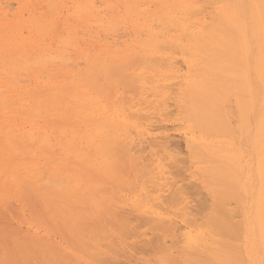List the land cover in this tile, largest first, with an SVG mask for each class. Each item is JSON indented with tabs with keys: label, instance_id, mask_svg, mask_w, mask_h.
<instances>
[{
	"label": "bare ground",
	"instance_id": "bare-ground-1",
	"mask_svg": "<svg viewBox=\"0 0 264 264\" xmlns=\"http://www.w3.org/2000/svg\"><path fill=\"white\" fill-rule=\"evenodd\" d=\"M144 1H146V0H101L102 5H104V6L100 7V4H98L99 6H97L96 0H74L73 7L68 11V15L70 17H75V19L77 21H79L80 23H82L83 25L85 24L89 27H96L97 29L102 30L105 35L108 31H113V33H116V35L118 36L119 33L117 34V32H114V30L115 31L117 30L116 27L118 26L119 23H121V25L118 26V30H119V27H121V26L123 27V29L128 27V25L127 26L122 25L123 24L122 21L125 22V21H129L130 19L136 18L135 21H142L145 23L148 20H151L154 15H156V13L153 15L148 10H146L147 7H146V9H144V6H145V5L143 6V4H145ZM44 2L45 3L47 2L46 4H49L50 7L52 6V9H53L52 13L50 12L52 9L50 10V7H48L50 14H54V11H57L60 9V3L61 2H59L57 0H45ZM157 2L161 3V9L162 10L164 9L163 15H162V18H163L162 20H164V21H162V22L167 23V25L169 26V28H170V31L168 33L169 35L165 36V35L159 34V33L155 32L156 28L154 30L152 28H150L154 25L153 23H155L154 22L155 19L158 22V19L160 18L159 15H156L159 18L155 17L154 19H152L154 21L151 20L153 23L151 21H150L151 24H149L147 22L149 24L148 26L144 23L140 24V22L139 23L136 22L137 24H135L133 27L135 28V26H136V28H139L142 31L143 30L146 31L148 33V35H147L146 41L141 45L144 48V51L146 52L145 55L147 54V56H145V57L142 56V57H144L142 64L139 62V65L135 68H134V66L130 67L129 63L127 61L128 59L123 58V56H119V55H115V54L113 55L112 58L110 57L111 54L106 56V54H108V51H109V49H107V48H106V50H103L101 52L94 53V55H91L90 50L88 51V50L83 49L81 47L80 39H82L83 37L79 39V37L76 36L79 34V35L84 36V38H85V36L89 37L91 34L84 35V32L82 34V32H80L81 30L79 31V29H77L79 31V33L77 32V30H75L73 28L68 29L67 37L66 38H60L57 46H55L53 44H50V45L45 44L44 45V43H42V41L40 42V39H38L36 37H35V39H33V38L30 39L31 36H29L30 42L27 43L26 45H22V42H21V44L14 42L15 39L17 38V35L14 34L12 36H8V39H10V42H9L10 45L13 43L15 45L13 50L16 53L14 52L15 55H14L13 59L5 61L3 68L0 70L1 73L4 72L7 74V75H5L4 73H2L1 75H3V74H4L3 76L9 75L10 77L9 76L8 77L11 79V80L8 79V80H10V82L8 81L9 83H6L7 81L6 82L0 81V89H1L0 92L1 93H3V91H7V89L11 91V93L8 95H3L4 93L3 94L0 93V112L2 110H4L5 113L10 112V115L12 114L11 117H13V119H14L13 120V119H11V117L10 118L8 117L6 119V121L3 122V123H5L4 125L0 124V177L4 178V187L6 189H9V188L10 189L18 188V190H19V188H23L22 190H25V188H26V190L28 189L29 190L28 192H30V193L25 191L24 194L28 193V195L30 194L31 197L27 196V195H26L27 197H25L24 195H22L23 191H22V193H19L21 191L16 190L17 193H16V191L14 192L13 198L15 199V197H17V199H21V200L23 199V200H27V201L29 200L30 201V198L36 197L39 201L35 198L31 199V200H33V203L35 202V200L37 201L33 205L36 206V203L40 202L41 205L38 204V208H39V205H40V207L44 208L43 210H45V212L51 216L50 219L55 218L53 220H56L57 223L59 222L60 223L59 226L64 225L63 226L64 228H65V226H68V224H71V226H72V224L73 225L76 224L75 219H76V217L78 219V216L80 217V220L78 219L77 221L80 222L81 224L79 223L80 224V226H79V224L77 223L74 227H76V228L78 227V229H79V228L83 227L86 223L88 224V221H90L91 219L88 220L83 225L82 224L83 220H81V218L83 219L85 212L90 213L88 211L90 210V207H91L97 213H99L100 217L103 215L104 218H106L105 222H106L107 227L109 225V223L107 222V218L109 220V217H108V215H109L110 216V224L112 222H115L118 220H120L119 222H121L120 225H118L115 222V225H113V228L117 227L116 224L120 227L123 224L121 228L120 227L115 228L116 230L119 229L120 231L122 230L124 232L125 230H123L124 229L123 226H125L126 231H127V229L132 230L133 229L132 227L131 228L128 227L130 225V223L128 224V222H127V219H128L127 216H129V215L131 216L132 210H134V211H136V215L134 214L135 212H133V218H136V219L135 220L133 219V220L136 222L137 219L138 220L141 219L140 220L141 222L140 221L139 222L142 224V227L144 228L146 223H147L146 224L147 226H145L146 229L142 228L143 229V231H142L141 224H139L138 221L135 224L133 223V225H131V226L135 225V227H136L139 225L140 227L138 226L139 227L138 229H141V232L135 234L137 232L136 230H138L137 227L135 228V231L133 230L134 233H133V231L131 232L130 230H128L127 233H129V231H130L132 233V234H130V236L132 238L135 235L139 236L143 232V236L140 235V236H142L143 239L140 236L139 237L143 240L142 243H145L146 241L144 239V237H145L144 233L147 231V229H148V231H147V233H148L150 231L149 226L153 224L155 227L153 225H152L153 229H152V226L150 227L151 231L153 230V232H149L148 236L146 235V237L150 238V239L148 238L147 242H150L149 240H151L152 235H156L154 233H157L160 231L159 233H157V237L160 240L159 243L163 242V241H161L163 238H165L163 240L166 242V240H169L167 238L170 237V238H172L171 240L173 242H175V244H177V245L179 244L181 246H184L186 248V250L187 249H191V251H192V249L198 250L196 248L204 247L207 244V240H206V237L204 236V233L198 231L194 227L195 223L199 222L201 220L199 218L194 219V216L192 217V214H194L193 213L194 211H192V208L193 207L196 208L198 206L197 207L198 210H196L197 214L198 215L201 214L202 208L206 204V203L204 204V202H206L205 200L207 198H205L203 201L202 197L205 196V193L203 194V192H201L204 196H201L203 206L200 207V205H197L198 202H201L200 201L201 199H199V201L197 202L198 197H200L199 195L201 194L200 192L198 193L199 194L198 197L197 196L194 197L193 195H196V194L195 193L193 194L192 192L190 193L188 191V188L189 189L191 188V187H188L189 186L188 184H187L188 186L186 189H184L186 187V183H182L183 185L185 184V187L184 186L181 187L182 186L180 184L181 181H178V180L183 179V178H180L178 180H176V179L174 180V177L170 178V176L173 175L171 171L178 172L176 174L183 172V171H181L182 165H179L181 162L180 159L183 158L182 161L184 163V161L188 158L186 157V159H185V157H180L182 152L178 149H175V147L172 143L171 144L169 143L173 140H174L173 142L176 143L175 141L178 137L176 139H174L175 137L174 138L171 137V138H173V140H171V141H168L169 140L168 136L162 137L163 141H161L159 139V136H158L159 133H161V136L164 134V131H165L164 128H166L167 121L170 120L169 119L171 117L170 115L172 113H174V112H172V110L175 108V111L180 113V111H178V109L182 106V103L185 100H189L191 103V105H190L191 111L189 114L190 121H189V119H188V121L190 123L188 122V125H186V129H185L186 131L184 133H181V134H183V137H184L183 139L185 140V142L187 144V148H189V152L192 153L196 159H203V160H206V159H215L216 160L217 159L218 161L220 160L222 162H225L226 166H227L225 169H219V168H213L212 167L211 169L208 170V172L213 177L225 180L228 183L235 182V180H236L235 173H236L237 169L235 167L240 168L241 172H242V170L244 168L243 164H242V159H241L242 155L239 154L238 151H236V153H234V151L228 152V146H229L228 141H225V144L223 146L218 147L214 141L205 138L204 136H202V134H205L208 136L221 135V134L222 135L223 134L229 135L230 134V135L234 136L236 132H238V134L240 132V134H241L242 132L246 131L250 126L253 125V124L251 125V122L254 121L255 127L253 129L254 131L252 130L253 131L252 143H253L254 149H256V152H257L256 157H257V171H258V172L257 171L255 172V170H254V172L258 173V178H259L258 184H259V186L257 187L258 192H256L257 193V194H255L256 196L255 197L253 196L255 198V214H254L255 216H254L253 222L255 224V231L254 232H257V234H258L257 239H259L258 241L260 244V248L264 252V0H158ZM152 3H153V1H152ZM30 5H33V4L30 3ZM44 6H46V5H44ZM147 6L150 7L149 4ZM33 7H34V5H33ZM7 9H8V7L6 8V10ZM165 11H167L166 14L164 13ZM9 12H11V11H9ZM7 13H8V10H7ZM173 13L180 15L181 19L179 21H175L174 19H178V18L176 15H175L176 16V18H175L172 15ZM69 18H68V20H69ZM159 22H160V20H159ZM159 22H158V24H162V25H160L161 27L157 26L158 24L156 25L157 31L159 30L161 33H163L164 31L169 30L168 27L164 26L165 25L164 23H161V22L159 23ZM69 24H70V22H69ZM154 26H153V28H154ZM163 27L166 28V29L164 28V31H163V29H161ZM35 28H37V27H35ZM121 28H120V30H121ZM105 29L107 30V32ZM31 30H32V28H31ZM73 30H75L78 34H76V32H74ZM37 31H39V29H37ZM133 31H135V30H132V32ZM167 32L168 31H166L164 33H167ZM48 33L49 32H43V33H41L40 37H45ZM128 33L130 34V32H128ZM111 34H110V36L114 35V34H112V35ZM136 34H138V33H136ZM27 35H28V33H27ZM105 35H104V37L101 36V38H105L106 37ZM116 35L113 37H116ZM110 36H108L106 38L110 39L109 38ZM140 36H143V35H140ZM1 37L3 38L4 36L1 35ZM144 37L146 38V36H144ZM51 38L54 40L56 38V36L53 35ZM91 40L93 41V40H97V39L94 38ZM115 40H117V39H115ZM18 42H19V40H18ZM100 42H101V40H100ZM100 42H99V44H101L103 46L106 43V42L104 43L103 41H102L103 43L102 42L100 43ZM107 43H109V42H107ZM42 44H43V46H42ZM95 44H97V43H95ZM111 44L113 46L115 44L116 48L118 47L116 45V43H114V44L111 43ZM111 44H109V45H111ZM117 44H119V43L117 42ZM121 44L122 43H120V46H121ZM41 46H42V48H41ZM69 46L71 48L75 47V50L80 51L83 55V59H85L84 62L85 63L87 62V64H88V69L83 74L79 75V77L77 76L76 77L77 79H74L73 81H71L72 80L71 79L70 82H68V85L72 88L71 91L64 90V87H62L61 85H57L56 83L46 84V86L49 88L48 94H50L51 96L53 94L52 101L49 103V102H47V99H40L38 97L29 95L28 93H30V92H28V91L30 89L27 91L26 88H24L26 86H23L24 85V83H23V85H22L23 87H21V86H19V87L21 88V90H23V88H24L26 90V91L25 90L24 91L27 92V94L29 95L28 97H27V95H25L24 98L31 99V100H33L32 102H34V103L37 102L38 106L33 105L30 107H27V106L23 107V106L15 105L16 99L23 98V95H21L20 90H19L20 88L18 89L17 87H18V85H21V83H19L18 79H21V78L23 79V77L26 75V73H25L26 71L31 72V71H36V69H37L38 72H43V71L49 72V71H52V69H51V65H52V67H54V66L62 67L61 70H63L64 73H66L68 75L71 74V75L75 76V73H72L70 71L71 69L68 70L69 68L68 69L63 68V66H65V57L67 58V56L68 57L71 56V54H70L71 48ZM87 46L89 47V45H87ZM111 46H107V47L112 48ZM132 46H134V45H130L129 48H131ZM68 48L70 49L69 51H68ZM101 49H105V48H101ZM124 49H126L125 46L122 50H124ZM115 51H117V49H115ZM116 53H118V51ZM128 53H129V51H128ZM68 54H70V55H68ZM73 55H76V54L74 53ZM79 58L80 57H78V59ZM135 59H136V57H135ZM141 59L139 61H141ZM68 60H69V62L71 61L70 59H68ZM68 60L66 59V61H68ZM79 61H81V58L79 59ZM83 63L81 62V64H83ZM136 63H138V62H136ZM76 64H74V65H76ZM69 66L71 67L72 65L69 63ZM77 66H78V64L74 68H76ZM21 70H23V72H21L22 74L25 73L24 75H22L20 73L21 74L20 76H23V77H17L15 79L16 81L15 80L13 81L12 79H14L15 76H17V72L21 71ZM24 70H26V71H24ZM58 71H59V68H58ZM45 75H47V73ZM36 76L38 77V73ZM25 77H27V76H25ZM38 78H39V80L41 79V81L44 82L45 78H42V77L40 78V76ZM22 79H21V81L24 82L25 80H22ZM46 80H47V78H46ZM46 80H45V83H47L48 81H51L49 78H48V81H46ZM11 82H13L14 85H12ZM25 82H27V81H25ZM4 87L7 89L6 90L2 89ZM120 87H123L124 89H127V91L131 92V95L129 94L131 96V98L129 96H127V94L126 95L122 94L123 100H124L125 96H127L125 98L129 97L130 99H129V101L125 99L128 102H126V104H124L121 107V109L118 108L119 103L117 104L116 102H114L115 100L111 99L112 93H114V94H115V92L117 93L118 89ZM28 88H30V87H28ZM124 89H123V91L126 92ZM120 90H121V88L119 89V91ZM117 95L119 97V93ZM109 101H111V103L114 102V105L113 104L111 105V103H109ZM21 103H26V102L22 101V102H20V104ZM115 103L117 104L116 106H118V107L115 106ZM17 104H19V103H17ZM110 105H111V107H113L112 108L113 110L115 107L118 108L119 110L113 111L109 107ZM172 107H174V108L171 109ZM45 108L47 109L48 112L45 111ZM180 114H182V113H180ZM51 115L54 116L53 119L52 120L48 119V121H47V118ZM41 117H43V118H41ZM174 117H176V116H174ZM178 117H180V116L178 115ZM178 117L176 118L177 120H179ZM171 118H173V117H171ZM2 119H4V118L2 117ZM41 119H43L44 124L41 123V121H40ZM133 119H138L139 121L141 120V122L143 123L142 124L143 125V130H142L143 134L142 133L141 134L143 136H145V138H144L145 141H146V139H149L150 142L154 143L153 147L155 146V148H153L151 145L150 152L152 153L153 159L151 158V160L146 161L149 157L148 156L145 160V162H147V163H145L142 160L143 158H141V157H140V160L138 158H134V159H136V161L131 160L133 167H135V165H136L135 168L139 167V165L142 167V168L140 167L139 169L134 168V170H137L136 173H138V172L141 173V175H138V176L136 175V177L139 179V181H138V183L136 182V184L134 183V187H133L132 181L130 183L128 178L125 180V178L127 176L126 177L124 176L125 178H123L124 173L127 172V170H126L127 167L125 168V172H122L123 173L122 175H120V173H118L119 170L117 171V169H116L117 168L116 159L124 158L123 160H125L127 158V161H129V159H128L130 157L129 154L132 155V153H133V156L135 155V157H139V156L143 155L142 152L140 153V151L142 150V147L141 148L139 147L140 151L136 150L137 153L134 150L136 153V154H134V152L130 151V149H131L130 145L126 144L125 141L120 140L119 136L117 135V131L121 130L123 128L122 126H125V128L127 125L135 126L136 124L132 122ZM173 120H175V119H173ZM180 120L183 121V119H180ZM168 123H170V121ZM139 124H140V122H139ZM156 125H160V126H156ZM171 125H170V127H171ZM120 127H122V128L119 129ZM177 127H176L177 129L175 128V130L178 131L180 126H177ZM168 128L169 127H167L166 129H168ZM171 128H172V130H174L173 127H171ZM161 129H162V131L163 130L164 131L161 132ZM127 130L129 131L128 127H127ZM127 130H125V131H127ZM168 130H171V129L169 128ZM168 130H167V133H168ZM157 131H158V134L156 133ZM196 131H199L201 133V135L196 137V135H195ZM132 132H133V130L131 132H129L132 134V135L130 134V136H134L137 133L136 132L133 135ZM179 132H181V131H178V133H177L178 135H179ZM123 134H124V132H123ZM125 134H126V132H125ZM127 134H128V132H127ZM177 134H176V136H177ZM121 135H122V133H121ZM166 135H164V136H166ZM135 136H137L136 139H138V137H141L137 134ZM161 136H160V138H161ZM172 136H174V135H172ZM144 139L141 137V142L144 141ZM183 139L181 140V138H179V140H181V141H183ZM177 141H178V139H177ZM181 141H179V144L182 143ZM128 142H130V141H128ZM145 143H147L146 145H148L149 141L147 140V142H145ZM145 143L143 142L142 144L145 145ZM183 144H181L180 146H182ZM133 145H134V143H133ZM175 146H176V144H175ZM249 146H248V148H250ZM126 147H128V148H126ZM182 147H180L181 150L183 149ZM132 148H134V147H132ZM157 148H158L157 153H156V151H154V153H155L154 154L152 151L154 149H157ZM220 148L222 150L224 148H226V150L223 153H221V152L219 153ZM238 149H241V148H238ZM56 150H60V155H61L60 157L54 156V153L56 152ZM132 151H133V149H132ZM143 151L145 152V148L143 149ZM138 152L141 155L139 154V156H136V155H138ZM184 153H185V150H184ZM153 155L155 158L153 157ZM185 155L186 154H184V156ZM125 156H126V158H125ZM143 156H145V155H143ZM132 157H130V159H133ZM245 157H246V155H245ZM252 158H254V157H251V159ZM246 160H248V159H246ZM140 161H142V162H140ZM120 163H121V161H120ZM189 163H191V162H189ZM117 164H119V163H117ZM184 164H186V163H184ZM210 164H212V163L210 162ZM229 164L233 167L230 168ZM120 166H121L120 170L124 171V169H122L121 164H120ZM124 166H127L126 163L124 164ZM178 166L179 167L181 166V169ZM184 166H183V168H184ZM187 166H188V163H187ZM252 166H253V164H252ZM175 167H178V170L174 169ZM188 168H189V166H188ZM188 168L186 167V169H188ZM190 169H191V167H190ZM138 170H140V171H138ZM179 170L181 172H179ZM247 170H249V169L247 168ZM46 173H49V175L54 176L55 179L60 178V179L65 180V182L68 184V186L65 183L61 184V181H59L60 184L58 183V181H56L57 182L56 185L57 184L61 185V187H59V188H58V186H55L54 184L53 185L51 184V185H52V188L55 186L53 188V190H55L56 187L61 190V188L65 184V186L68 187L67 189H69V190H67L68 193H70L67 198H62L59 194H57V193L55 194L54 193L55 191L52 192L51 186H49L47 184L48 180H46V184H47V186H49V189H46L47 186L43 184L45 182ZM131 174L129 175L130 177H131ZM246 175H247V172H246ZM196 176H197V174H196ZM242 176L243 175H241V178H242ZM188 179H190V178H188ZM130 180H133V177ZM135 180H136V178H135ZM246 180H245V182H246ZM126 181L129 182V185L127 184L128 182L126 183ZM187 181H189V180H187ZM187 181L184 180L183 182H187ZM108 183L109 184H112V183L116 184L118 187L121 188L122 191L126 190L125 187H129L130 190L132 191V193H130V194H133L131 202L129 203V201H127L128 198H126L127 196L123 195L125 192H123V194L116 193L117 191L114 188L115 185L113 187L115 191L111 192L112 189L106 190V188H108V187H106V185ZM123 185H126V186H123ZM44 186H45V189L43 188ZM112 186H113V184L111 185V187ZM122 187L125 188V190H123ZM200 187L198 189H200ZM207 188H208V186H207ZM247 188H248V186H247ZM247 188H245L246 191H247ZM185 190L188 192H186ZM254 190H257V189H254ZM67 191H66V194H67ZM108 191H110L112 194ZM198 191H200V190H198ZM31 192H32L33 196L31 195ZM106 192L110 194V197L113 195H116V197H117L118 196L117 194H119L121 196V198H122V196H124L122 199H124V200H125V198L127 199L126 200L127 202H125V203H128L127 206L131 207L130 213H129V210L126 209L127 208L126 204L123 203L125 205V208H124L123 206H121L122 204L118 203L120 196H118L117 198H115V196L112 197L113 199L116 200V203H115V201H111V199L109 201L110 202L109 204H111V202H113L114 204L118 203L121 206L120 207L117 204L120 208L125 209V210H123V209L119 210L118 206L114 205L113 203H112L113 205L111 204L113 206L112 208L117 207V210L119 211L120 215L122 212L125 211L124 213L126 214V216H125V218H127L126 220L124 218V215H123V217H122V215L120 216V217H122V219H118L119 214L116 212V209H115V212H113L114 210L112 212H110L112 210V208H111V206L109 208L108 200L104 199L107 195ZM15 193L21 194L22 196L21 195L19 197H18V195L15 196ZM105 193H106V195H105ZM109 194H108V197H109ZM104 195H105V197H104ZM168 195H170V197ZM233 195L234 194H232V192L231 193L230 192H220V193H218V197H216V203H215L216 208L220 211V213H222L224 215L226 220H229L230 218H231V220H233V219H236L239 217L240 218L244 217L243 214L241 213V211L239 209H237L238 206L235 208L234 206L236 204L230 202V199ZM166 196H167V198H166ZM192 196L195 199H193ZM9 197H11V196H9ZM234 197H235V195H234ZM24 198H26V199H24ZM4 199H6V198H4ZM4 199H3V201H4ZM249 199H251L250 195H249ZM208 200H210V199H208ZM17 201L21 202L20 200H17ZM7 202L8 201H4V204H7L9 206L11 205L10 207H12L13 204H11V203H15L16 201L15 202L11 201L8 203ZM28 202L25 201V203H28ZM195 202H197V203H196V205L193 206L192 204H195ZM202 202L200 204H202ZM248 202H250V200ZM30 203L32 204L31 201H30ZM30 203H28V205ZM77 203H79V205H82V206H84L82 203H88V205H90V207L88 206L89 210H87V208H85V210H87V211L84 212L83 209H79L77 207V209H79L80 211L82 210L84 212V214H82L78 210L72 209V208H74L75 205H78ZM120 203H121V201H120ZM211 203H212V201H211ZM240 203L238 205H240ZM17 204H18V202H17ZM72 204H74V205L71 206ZM167 204H168V206H166ZM208 204H210V203H208ZM9 206H8V210L10 208ZM32 206L28 207V209L31 208ZM35 206H34V209H35ZM206 208L208 211V209H209L208 205L206 206ZM14 209H17V208H14ZM32 209H33V207H32ZM71 209H72V211L73 210L74 211L76 210V212L78 211V213H79L78 216H76L77 213L74 212L75 216H76L75 217L73 215V212L71 211ZM109 209H110V211H109ZM1 211L2 210H0V213H2ZM30 211H31V209H30ZM35 211L33 212L34 214H35ZM127 211H128V213H126ZM11 212L13 213L15 211H11ZM3 213H6V212L3 211ZM37 213H40V211ZM37 213L35 214L36 218L39 217V215H40V214L38 215ZM46 213H44V214H46ZM80 213H81V215H80ZM110 213H111V215H110ZM115 213H117L118 216H116L117 214L115 215ZM137 213H139V214H137ZM140 213H141V215H143L142 217L139 216ZM14 214H16V213H14ZM31 214H32V212H31ZM91 214L92 213L87 214V215L90 216ZM203 214L204 213H202V215ZM244 214H246V212ZM16 215H18V217H19L18 213ZM41 215H42V213H41ZM105 215H107V217H105ZM249 215H250V213H249ZM0 216H2V215H0ZM5 216L7 217V214H5ZM114 216L116 217L117 220L114 219ZM136 216H138L139 218ZM144 216L146 218V223L143 222V221H145ZM200 216H197V217H200ZM74 217H75V219H74L75 221H73L74 222L73 223L71 221L73 220ZM96 217L97 218H95V219H98V216H96ZM112 217L115 221H113V219H111ZM131 217H129V220L131 219ZM191 217L193 219H191ZM1 218H0V223H1L0 226L4 225V224H2L3 220H4L3 223L6 222L5 217L3 220H1ZM22 218L20 217V220H22ZM39 218L43 219L41 217H39ZM39 218H37V221L41 222V220H38ZM85 218H86V216H85ZM50 219L48 218V221H50ZM8 220H9V218H8ZM101 220H103V219H101ZM101 220H99V219L94 220L93 219L92 221L101 222ZM133 220H130V221H133ZM210 220H211V218H210ZM212 220H215V219L213 218ZM217 221H218V218H217ZM23 222H25V221H23ZM56 222L54 221L53 223L52 222L51 223L56 224ZM213 222H215V221H213ZM10 223H12V221ZM181 223H183V224H181ZM226 223H228V222H226ZM235 223H236V221L234 222V224L233 223L232 224L236 225ZM5 224L6 225L8 224V227L11 226V224L9 225V222H7ZM112 224H114V223H112ZM126 224H127V227H126ZM148 224H150V225H148ZM232 224L228 227L227 231L234 236L239 235L241 233V230L243 227L241 222H240V224H238V225H240V227H238V225H237V227L232 226ZM6 225H5V230L6 229H8V230L3 231L4 227L1 228V230L3 231V234H5L6 232H7L6 234H8V231H10L8 235L17 233L16 235L9 236V238L7 239V240L11 239V241H12V239H13V241L15 240L14 241L15 244H16V238L18 239L17 240L18 245L15 246L16 248L13 246L15 248V249H13L14 252L17 249L18 252L17 251L16 252L18 254L20 253L21 255H23V256H20V254H19V257L21 258V260L23 258L24 263L26 261H29V264H30L31 259L34 258L35 256L33 255L34 251H32V249L29 247L34 246V245L39 246L40 244L38 242L43 241L45 238L43 237L44 239H42L39 236L40 238L38 239V237H35V239L36 238L38 240L41 239V241H38L36 239L38 241L37 242L35 239H32L34 237L32 234H30V235H32L31 240L36 241L37 244H34V242H33L34 245L29 243V242H31V240H28L29 241L28 242L29 244H28V243H26L27 241H25L23 238L19 240V237H22L21 235L25 234V233H23V232L21 233V230H20L19 231L20 234H18L17 228L14 225L12 226L13 228L10 227L11 229L6 227ZM81 225H83V226H81ZM88 225H91V226H87V227L84 226L85 227V228L83 227L84 229L83 228L80 229V230H86L85 233L90 230V233H91V234H89L91 236L90 239L87 236V238H84V240L86 239L85 241L89 242V240H91L92 242H94V240L96 239L94 243H97V240L99 241V239L102 238L105 241L100 239L99 242L102 244L105 242V244H106V239H104V238L107 236V234H105V233H108V232L103 231L105 236H100L101 233H99V232H102V230L100 229L101 230L100 231L99 228H102V227H99V228L97 227V229L99 230L98 231L93 226V222L91 224L89 223ZM96 225L97 224H95V226ZM100 225L102 226L104 224L100 223ZM111 225L109 227L112 230L113 228H111ZM199 225H201V224H199ZM32 226H34V224ZM35 226H37V225H35ZM45 226H46V228H48V231H49V227H47V225H45ZM56 226L57 225H55V227ZM62 226H61V228H62V230H64V228ZM52 227H54V226H52ZM88 227L89 228L92 227V229H88ZM104 227H105V225H104ZM244 227H246V226H244ZM155 228L157 229V232H154V230H156ZM196 228H198V227H196ZM211 228H213V227H211ZM32 229H33V227H32ZM39 229L41 230V227ZM65 229H67V228H65ZM72 229H73V227H72ZM78 229H76L75 232L76 233L78 232L81 235V233L83 231H81V233H80V230L77 231ZM93 229H96V230H93ZM115 229H114V232H115ZM215 229L216 228L214 227L213 230H215ZM40 230H38V231L40 232ZM35 231H36V229H35ZM54 231L57 233L56 236H58L60 231L58 230L59 231L58 232L57 228ZM96 231H98V232H96ZM120 231L117 230L116 233L121 234L122 231L121 232ZM210 231H211V229H210ZM252 231H253V229H252ZM12 232H15V233H12ZM42 232H43V229H42ZM50 232L51 231H49V234H50ZM69 232H71V231H69ZM93 232H94V234H93ZM109 232H111V231H109ZM114 232H112V233L114 234ZM221 232H220V234H222ZM247 232L246 233L248 235L245 236L246 239H252L253 240L254 237L251 238L250 236H252L254 232L251 233V229H249ZM29 233L27 235L25 234L26 238L23 235V237L26 240H27V238H29L28 237ZM88 233L89 232H87L86 235ZM95 233H97V234H95ZM124 233H126V232H124ZM150 233H151V236H149ZM3 234L1 235V238L4 236ZM60 234L62 235L63 233H60ZM109 234L110 233H108V237L111 238L112 242L115 243L116 238L111 236L112 234H110V236H109ZM123 234H121V235H123ZM159 234L162 235L161 236L162 238H160ZM254 234H256V233H254ZM17 235H20V236L17 237ZM68 235L70 236V234H68ZM83 235L84 234H82L81 237ZM97 235H99L100 237ZM114 235L117 236V234H114ZM126 235H129V234H126ZM126 235L124 238L119 236L117 239L118 241L121 240V241H119L120 244L123 241L122 244L124 246L127 245L128 243L126 244V242L127 241L129 242L131 239V237H128ZM64 236H66V235H64ZM64 236H62V237H64ZM73 236H74V234H73ZM73 236H71V237L73 238ZM92 236L94 237V239H92L93 238ZM95 236L99 237V238L97 239V238H95ZM223 236H224V234H223ZM10 237H13V238H10ZM62 237L60 236L61 239H62ZM153 237L155 238L156 236H153ZM157 237L155 238L156 239L155 241H157V239H158ZM1 238H0V242L3 241L4 238H7V235H5V237L2 238L3 240H1ZM112 238H114V239H112ZM126 238L128 239L127 241H126ZM154 238H152V239H154ZM64 239H62V240H64ZM222 239H223V237H222ZM238 239H240V238H238ZM22 240H24L25 242H23ZM53 240H55V239H53ZM80 240H81V238H80ZM80 240L75 239V241L79 242V243L76 242L78 245H80V243L82 242ZM230 240H231V238H230ZM252 240H251V242H252ZM18 241H21L23 244L19 243ZM224 241L227 242L226 240H224ZM233 241H235V239H233ZM44 242H45V240H44ZM54 242L55 241H53V244H54ZM136 242L138 245L141 244V243H139L141 241H138V239L136 240ZM136 242L134 241V242H132L133 244L131 243L133 246L131 244L130 245L135 248L137 244L134 245V243H136ZM232 242H230V243H232ZM84 243H81L82 249H83V246H85L84 248H87V249L90 246H92L91 244L89 245L87 243V245H86ZM117 243L118 242L116 241V244ZM150 243L153 244L152 242H150ZM150 243L149 244L147 243V245H149L148 247L151 249L152 245ZM169 243L172 244V242H169ZM169 243H166V244L168 245ZM228 243L229 242H227L226 244H228ZM19 244L21 247H19ZM50 244L52 245L51 242H50ZM97 244H99V243H97ZM97 244H96V246L93 244L95 249L97 248ZM108 244H110V243H107V245ZM156 244H157V242H156ZM234 244L235 243L233 242V244H230V245H232V247H233ZM251 244H253V243H251ZM251 244H250V246H251ZM10 245H11V243H10ZM23 245L25 246V248L22 247ZM41 245H42V243H41ZM47 245L45 246L46 251L48 248ZM56 245H57V243H56ZM56 245H52V247H50V249L56 250V251L59 249L62 250L63 247H60V245H59L60 248L57 249L58 247H56ZM88 245H89V247H88ZM100 245L101 244H99V246ZM111 245H112L111 248L114 249L113 251H115V249H116L115 247H117L118 245L116 246L114 244V248H113V244H111ZM143 245H146V244H143ZM157 245H156L157 247L160 246V244H157ZM161 245L163 246V248L166 251V247H164L163 244H161ZM173 245H174V243H173ZM240 245L241 244H239V246ZM8 246H9V244H8ZM17 246L19 247L20 251H22L23 249H24L23 251H27L25 249L28 248L29 252L31 251L30 254H32L33 257L31 255L32 258L30 260H28L29 259L28 257L30 255L27 257L26 254L27 253L29 254V252L28 251H27V253L25 252V256H24V252H19V249ZM35 246L33 248H35ZM156 246L154 244V247H156ZM162 246H160V247H162ZM169 246L171 247V249L174 247V246L172 247V245H169ZM169 246H167V248ZM181 246H179V248ZM101 247H102V245L100 246V248ZM108 247L110 248L109 245L107 247L103 246V249L101 248V250H102L101 253H103L104 248H105V250H109ZM118 247H117L118 252L120 250L124 249L123 254L128 253L126 246L122 247V245H121V248L119 247L120 249ZM127 247H128V245H127ZM132 247H129L130 250ZM146 247H144V249ZM160 247H159L160 250H164V249H161ZM244 247L245 246L243 245V248ZM21 248H22V250H21ZM41 248H42L41 246L38 248L36 247V249H38V250H36V249H34V250H36L37 252L38 251L41 252L43 249V248L42 249ZM53 248H56V249H53ZM136 248L135 249L137 251L138 247H136ZM140 248H143L142 244H141ZM82 249L81 250L79 249V250L82 251ZM144 249H142V251L140 250L139 252H143ZM155 249H152V250H155ZM181 249H183V248H181ZM61 250H59V251H61ZM97 250L98 249L93 250V251L91 250L92 252L91 253L88 252V253L90 255L93 254V256L96 254V256H94V257H96V259L93 257L94 259H93V261L92 260L91 261L94 262V260H95L94 263H96V260H97V262L99 261V264H101L102 259L100 261L99 258H102V256H103V259H105V257L107 255H106V252L104 250L105 254H99V256H98L97 253H99V252H96ZM210 250H212V249H210ZM236 250H238V249H236ZM247 250H248V248H247ZM46 251L41 252V253H44L43 255L41 254L43 257L45 256ZM75 251H77V250H75ZM75 251H74V253H75ZM98 251H100V250H98ZM147 251L150 252L149 249ZM54 252L55 251L51 252L52 254L50 253L48 259L46 257V259H47L46 261H47V263L50 260L51 261L57 260V261L53 262V263L49 262L48 264H55V263L58 264V262H60L61 260L67 259V256L65 255L66 258L64 257L65 258L64 259L63 258L64 254H62L60 252L59 253L62 254V256H60V254H59V256H57L58 257L57 258L56 256L53 255ZM61 252H65V250L61 251ZM82 252H83V254H84V252H85V254L87 253L86 249ZM94 252H96V253H94ZM122 252L123 251L117 253V250H116L115 255H117V257H119V256L121 257L123 255ZM145 252H146V250H145ZM195 252H197V251H194V254H195ZM217 252H219V251H217ZM8 253H10V252L8 251ZM17 253H14V254L16 255ZM38 253H37V255H38ZM120 253H121V255H118ZM134 253L136 254L135 251H134ZM134 253H132L131 259L134 257V261H135L136 257L133 256ZM160 253H162V251ZM3 254L6 255L7 253L4 252ZM65 254H67V252ZM108 254H109V252H108ZM110 254L113 255V253L111 251H110ZM15 255L12 257L10 256V258H11L10 263L8 262L9 259H7V256H9V255L5 256L6 257L5 262H7V264H11V262L14 263L15 261H18L17 260L18 256L17 255L15 256ZM52 255L54 256V258L50 257ZM197 255H199L198 252H197ZM248 255L250 257V260L253 263L259 264L260 259L258 256V252H256L255 250H252V251L250 250L248 252ZM128 256H127V258H128ZM159 256H157V257H159ZM165 256H168V255L167 254L164 255V253H163V257H165ZM169 256H170V254H169ZM191 256L193 257L194 255L192 254ZM229 256H230V254H229ZM234 256L236 257V255H234ZM234 256H232V258ZM14 257H16V258H14ZM59 257H61V260ZM107 257H106V259H107ZM238 257L239 256H237V258ZM24 258H26L27 260ZM68 258H70V257H68ZM109 258H111V257H108V260H109ZM113 258L111 260H113ZM14 259H16V260L14 261ZM71 259H72V257H71ZM106 259H105V261H107ZM124 259H126V258H124ZM173 259L178 260L174 257H173ZM138 260L143 261L144 259H141V260L138 259ZM138 260H136L135 262H137ZM196 260H198V259H196ZM236 260L238 261L239 259H236ZM39 261H41V260H39ZM72 261H71V263H72ZM116 261H117V259H116ZM182 261H183V259H182ZM189 261H190V259H189ZM204 261L206 262V260H204ZM218 261H222V260H218ZM239 261H240V264H241V262L243 263V261H241V260H239ZM64 262H66V261H62L61 264ZM67 262H66V264H69L70 261L68 260ZM109 262L112 263V261H110V260H109ZM109 262H107V263L111 264ZM175 262H172L171 264H173ZM177 262H179V261H177ZM177 262L175 264H177ZM2 263H3V260H2ZM36 263H38V262H36ZM74 263L80 264V262L78 263V261H75ZM82 263L84 264V262H81V264ZM118 263L123 264V262H118ZM118 263L116 262V264H118ZM229 263H230V261H229ZM234 263H235V261H234ZM14 264H18V262H15ZM19 264H21V263H19ZM22 264H23V262H22ZM39 264H41V263H39ZM103 264H106V262L103 261ZM124 264H126V263H124ZM196 264H197V261H196ZM203 264H208V263L203 262ZM209 264H211V263H209Z\"/></svg>",
	"mask_w": 264,
	"mask_h": 264
},
{
	"label": "rangeland",
	"instance_id": "rangeland-1",
	"mask_svg": "<svg viewBox=\"0 0 264 264\" xmlns=\"http://www.w3.org/2000/svg\"><path fill=\"white\" fill-rule=\"evenodd\" d=\"M45 0H0V70L3 68V65L5 64V61H8V60H11V59H13L14 58V55H15V51L13 50L14 49V47H15V45H14V43L13 44H11L10 45V39H8V36H12V35H17V38L15 39V43H19V44H21V42H22V45H26L27 43H29L30 41H29V36H31L30 37V39H35V37L36 38H38V39H40V42L42 41V43H44V45L45 44H47V45H50V44H53V45H55V46H57V44H58V41H59V39L60 38H66L67 37V35H68V29H75V30H77V29H79V31L80 32H82V34H83V32H84V35H89V34H91L89 37L91 38V39H94V38H96L97 40H91L88 36V38L85 36V38H84V36H82V35H79L78 33H79V31L77 30V32L75 31V30H73L74 32H76V34H78V35H76L77 37H79V39L80 38H82V39H80V44H81V47L83 48V49H86V50H90V53H91V55H94V53H98V52H101V51H103V50H106V48L107 49H109V51H108V54H106V56L107 55H110L111 54V58L113 57V55L115 54V55H119V56H123V58H125V59H128L127 61H128V63H129V66L130 67H133L134 66V68L135 67H137L138 65H139V62L142 64V62H143V58L145 57V56H147V54L145 55V51H144V48L141 46L145 41H146V39H147V35H148V33L146 32V31H142L141 29H139V28H136V26H135V28L133 27L135 24H137V23H139L140 22V24L142 23H144V22H142V21H135L136 20V18H133V19H130L129 21H122V25H125V26H127L128 25V27L127 28H125V29H123V27L121 28V27H119V30H118V26H120L121 25V23H119L118 24V26L116 27L117 28V30L115 31L114 30V32H117V34L119 33V35L117 36L116 35V33H113V31H108L107 32V30H106V35L103 33V31L102 30H100V29H97L96 27H89V26H87V25H83L82 23H80L79 21H77L76 19H75V17H70L69 15H68V11L73 7V3H74V0H57V1H59V2H61L60 3V9L59 10H57V11H54V14H50V12L52 13V11H53V9H52V6L50 7V5L49 4H46L45 2H44ZM97 2H96V4H97V6H99L98 4H100V7H103L104 5H102V3H101V0H96ZM100 3H99V2ZM152 1H153V3H152ZM158 1V0H157ZM156 0L154 1V0H146V1H144V3L145 4H143V6H144V9H146V7H147V9L146 10H148L150 13H152L153 15L156 13V15H159L160 16V18L158 17V16H156V15H154L153 17H152V19H154L155 17H158L159 19H158V22H159V20H160V22L161 23H164V22H162V21H164V20H162L163 18H162V15H163V11H164V9L162 10L161 9V3H159V2H157ZM147 2V3H146ZM30 3L31 4H33L34 5V7H33V5H30ZM150 5V7L149 6H147V5ZM44 5H46V6H44ZM72 5V6H71ZM102 5V6H101ZM8 7V13H7V10H6V8ZM33 7V8H32ZM48 7H50V12H49V10H48ZM4 8V9H3ZM37 8V9H36ZM34 9V10H33ZM150 9V10H149ZM161 10V11H160ZM9 11H11V12H9ZM162 13V14H161ZM165 14L167 13V11H165L164 12ZM5 14V15H4ZM10 14V15H9ZM175 18H176V16H177V18L178 19H174L175 21H179L180 19H181V16L180 15H178V14H175V13H173L172 14ZM176 15V16H175ZM3 16V17H2ZM70 17V18H69ZM68 18H69V20H68ZM151 19V20H152ZM151 20H148L147 22L149 23V24H151L150 23V21ZM152 21H154V20H152ZM151 21V22H152ZM69 22H70V24H69ZM129 22V23H128ZM137 22V23H136ZM147 22H145L144 24H146L147 26L149 25ZM155 23L157 22V20L155 19V21H154ZM158 22L155 24V23H153L155 26L158 24ZM159 22V23H160ZM127 23V24H126ZM75 24V25H74ZM152 24V25H153ZM165 25V27H168V29L169 30H166V31H168L167 33H164V32H166V31H164V28L165 27H163V28H161V29H163V33H161L159 30V32L157 31V26H159V27H161L160 25H162V24H158L156 27L154 26V28H153V26L152 27H150V28H152L153 30L155 29V32H157V33H159V34H162V35H169L168 33H169V31H170V28H169V26L167 25V23H164ZM167 25V26H166ZM68 26V27H67ZM124 26V27H125ZM35 27H37V28H35ZM48 27V28H47ZM148 27V28H149ZM158 27V28H159ZM31 28H32V30H31ZM115 28V29H116ZM120 28H121V30H120ZM147 28V27H146ZM37 29H39V31H37ZM160 29V28H159ZM166 29V28H165ZM132 30H135V31H133L132 32ZM9 31V32H8ZM90 31V32H89ZM93 31V32H92ZM162 31V30H161ZM43 32H49L45 37H40V35H41V33H43ZM87 32V33H86ZM96 32V33H95ZM105 32V31H104ZM128 32H130V34L128 33ZM27 33H28V35H27ZM40 33V34H39ZM93 33V34H92ZM114 34V35H112V34ZM129 35H128V34ZM133 33V34H132ZM136 33H138V34H136ZM81 34V33H80ZM110 34L112 35V36H110ZM1 35L2 36H4L3 38L1 37ZM53 35H55L56 36V38L53 40L51 37L53 36ZM93 35V36H92ZM100 35V36H99ZM104 35L106 36V37H108V36H110L109 38L110 39H108V38H101V36H103L104 37ZM116 35V37H113V36H115ZM126 35V36H125ZM140 35H143V36H140ZM23 36V37H22ZM124 36V37H123ZM140 36V37H139ZM144 36H146V38L144 37ZM123 37V38H122ZM115 39H117V40H115ZM18 40H19V42H18ZM100 40H101V42L103 41L104 43H105V45L103 46V45H101V44H99V42H100ZM121 40V41H120ZM32 41V40H31ZM119 43V44H117V42ZM141 41V42H140ZM100 42V43H101ZM102 42V43H103ZM107 42H109V43H107ZM95 43H97V44H95ZM111 43H116V45L118 46L117 48H116V46H115V44H114V46L111 44ZM120 43H122L121 44V46H120ZM130 43V44H129ZM107 44V45H106ZM109 44H111V45H109ZM129 44V45H128ZM87 45H89V47L87 46ZM130 45H134V46H132L131 48H129L130 47ZM42 46H43V44H42ZM42 46H41V48H42ZM73 46V45H72ZM107 46H111L112 48H110V47H107ZM124 46H125V48L126 49H124V50H122L123 48H124ZM70 47V46H69ZM88 47V48H87ZM71 48V47H70ZM74 48V49H73ZM101 48H105V49H101ZM117 49V51H118V53H116L117 51H115V49ZM73 49V50H72ZM70 49L68 48V51H69ZM143 50V51H142ZM112 53H111V52ZM128 51H129V53H128ZM15 52V53H14ZM72 52V53H71ZM68 53V52H67ZM76 54V55H73V54ZM125 53V54H124ZM132 53V54H131ZM70 54H71V56H67V58L65 57V66H63V68H66V69H68V70H70L72 73H75V76H73V75H68V74H66V73H64L63 72V70H61L62 69V67H58L59 68V71H58V68L56 67V66H54V67H52V65H51V69H52V71H43V72H38V70L36 69V71H31V72H28V71H26V70H24V71H26L25 73H26V75L25 76H27V77H23V76H20L22 73L21 72H23V70H21V71H18L17 72V76H15V78L14 79H12L13 81L17 78V77H23V79L22 80H25V81H27V82H22L21 81V79H18L19 80V83H21V85H18V89L20 88L19 86H21V87H23V86H26V87H24V88H26V90L28 91L29 89V91L28 92H30V93H28L29 95H32V96H35V97H38V98H40V99H47V102H51L52 101V96H53V94H52V96L50 95V94H48V87L46 86V84H51V83H56L57 85H61L62 87H64V90H66V91H71V87L68 85V82H70V80L71 81H73L74 79H77L76 77L78 76L79 77V75H81V74H83L87 69H88V64H87V62L85 63L84 61H85V59H83V55H82V53L80 52V51H78V50H75V47H72L71 48V50H70ZM70 54H68V55H70ZM136 54V55H135ZM135 55V56H134ZM142 56H144V57H142ZM78 57H80L81 58V61H79V59H78ZM135 57H136V59H135ZM132 60H131V59ZM142 58V59H141ZM66 59L68 60V59H70L71 61L69 62V60L68 61H66ZM130 59V60H129ZM141 59V61H139ZM2 60V61H1ZM134 60V61H133ZM130 61V62H129ZM68 62V63H67ZM79 62V63H78ZM81 62L83 63V64H81ZM136 62H138V63H136ZM67 63V64H66ZM69 63L72 65L71 67L69 66ZM73 63V64H72ZM78 64V66L76 67V68H74L77 64ZM74 64H76V65H74ZM80 64V65H79ZM73 67V68H72ZM57 68V69H56ZM36 72V73H35ZM2 73H4V72H2ZM1 73V71H0V81L1 82H6V83H9L10 82V76L8 77V76H3L4 74L5 75H7L6 73H4L3 75H1L2 74ZM21 73V74H20ZM24 73V74H25ZM37 73H38V77L40 76V78L42 77V78H45L44 79V82L43 81H41V79L39 80V78L36 76L37 75ZM47 73V75H45ZM24 74H22V75H24ZM34 74V75H33ZM3 77V78H2ZM8 77V78H7ZM46 78H47V80H46ZM48 78L51 80V81H48ZM7 79V80H6ZM8 79H10V80H8ZM45 80L46 81H48L47 83H45ZM9 81V82H8ZM16 81V80H15ZM29 81V82H28ZM18 83V82H17ZM16 83V84H17ZM23 83H24V85H23ZM11 84L12 85H14V83L13 82H11ZM15 84V85H16ZM23 85V86H22ZM16 87V86H15ZM28 87H30V88H28ZM23 88V90H21V88L19 89L20 90V93H21V95H23V98H19V99H16V101H15V105H17V106H23V107H30V106H33V105H35V106H38L37 105V102L36 103H34V102H32L33 100H31V99H28V98H24V96L25 95H27V97L29 96L28 94H27V92H25L26 90ZM28 88V89H27ZM121 88V90L119 91V89ZM119 89H118V92L116 93L115 92V94L114 93H112V95H111V99H113V100H115L114 102H116L117 104H118V106H116L117 104L115 103V106L116 107H118L119 109H121V107L124 105V104H126V102H128L129 101V99L131 98V92H129V91H127V89H124L123 87H120ZM2 89H7V88H2ZM39 91H38V90ZM45 89V90H44ZM123 89L126 91V92H124L123 91ZM25 90V91H24ZM0 91H1V89H0ZM3 91V90H2ZM24 91V92H23ZM38 91V92H37ZM46 92V93H45ZM1 93V92H0ZM4 93V94H3ZM3 93H1V94H3V95H8V94H10L11 93V91L10 90H8L7 89V91H3ZM119 93V97H118V94ZM125 94H127V96H129L128 98H125V97H127V96H125L124 97V100H123V95ZM130 94V95H129ZM46 95V96H45ZM47 97V98H46ZM113 97V98H112ZM23 99V100H22ZM110 99V100H111ZM120 99V100H119ZM128 100V101H126V100ZM22 101H24V102H26V103H21L20 104V102H22ZM28 101V102H27ZM112 101V100H111ZM111 101H109V103H111ZM114 102H112L111 103V105L113 104L114 105ZM17 103H19V104H17ZM28 103V104H27ZM45 104V103H44ZM43 104V105H44ZM111 105L109 106L111 109L113 108V107H111ZM190 105H191V103H190V101L189 100H185L183 103H182V106L178 109V111H180V113H182V114H180L179 112H177V111H175V108L174 107H172L171 109H173L172 110V112H174V113H172L170 116L171 117H173V118H169L170 120V123H168L169 121H167V125H166V128L167 127H169L171 130H168V129H166V128H164L165 129V131H164V134L161 136V133H159V139L161 140V141H163L162 139V137H169L168 139V141H171V140H173V138L174 139H176L177 137V139H178V141H177V139H176V143H174L173 141H171V142H169L170 144L172 143L173 145H174V147H175V149H178V150H180L181 152H182V154L184 153V150H185V153L184 154H186L185 156H184V154L182 155L181 154V156L180 157H185V159H186V157L188 158V159H184L185 161H184V163H186V164H184L183 163V161H182V159L183 158H181L180 159V164L179 165H182V170L181 171H183L182 173H179V174H176V173H178V172H176V171H171L172 172V176H170V178L172 177H174V180L176 179V180H178V179H180V178H183V179H180V180H178V181H181V187H185V184L183 185L182 183H186V187L184 188V189H186L187 188V186L188 187H191L190 189L188 188V191L191 193H195L196 195H193L194 197L195 196H197L198 197V193L200 192H203V194L205 193V196L202 194H200L199 196L200 197H198V200H197V202L199 201V199H201V196H204V197H202L203 198V201H204V199L205 198H207L205 201L206 202H204V207L202 208V212H201V214H197V211L196 210H198V206L195 208V207H193L192 208V211H194L193 213L194 214H192V217L194 216V219L195 218H199L201 221H199V222H196L195 223V225H194V227H195V229H197L198 231H200V232H203L204 233V236L206 237V240H207V244L204 246V247H199V248H196V249H198V250H194V249H192V251H191V249H187L186 250V248L184 247V246H181V245H177V244H175V242H173L171 239L172 238H170V237H168L167 239H169V240H166V242L163 240V239H165V238H163L161 241H163L162 243H159V238L157 237V233H159V232H157V229L156 230H154V232H157V233H154V234H156V235H152V238H154L153 236H156L158 239H157V241H155L156 239V237L154 238V239H152L151 238V240H149L150 242H152L153 244H151L150 242H147L148 241V238L149 237H146V235L148 236V234H149V232H153V230L151 231V229H150V227L153 225H150V224H148V225H150L149 226V232L147 233V231H148V229H147V231L144 233L145 234V237H144V239H145V243H142V236H143V232H142V234H140V235H142V236H140L139 234V236L142 238H140L139 236H133V238L130 236V234H132L131 232L134 230L135 231V228L137 227V229L140 227L139 225V227L138 226H136L135 227V225L134 226H131V225H133V223L135 224L137 221H138V223L139 224H141L140 222V220L141 219H137L136 220V222L134 221L136 218H133V212H135L134 214L136 215V211H134V210H132V213H131V216L129 215V216H127V218H125V216H126V214L124 213V212H122L121 213V215H122V217H123V215H124V218H125V220L127 219V222H128V224L130 223V225L128 226V227H132L133 229L131 230V229H127V231H126V228H125V226H123V230H125L124 232H126V233H124L122 230V232L126 235V234H129V235H126V236H128V237H131V239H130V243L127 241L128 239V237L126 238V244L128 245V247H127V245H125L126 246V249H127V252L129 253H127V254H123L124 253V249L123 250H120L119 252H121V251H123L122 252V256L120 257H117V255H115L116 253V250H117V253H119L118 252V249H117V247L119 246L120 248H121V245H122V247H125L123 244H122V242H121V244L119 243V241H121V240H117L118 239V237L120 236V237H125V235L119 230V229H117L118 231H120L121 232V234H123V235H121L120 233H116L117 232V230L115 229V228H119L120 226H118V225H120V223L121 222H119L120 220H118V221H115V220H117L116 219V217L114 216V219H113V217L111 218V219H113V221H115L117 224H116V226L117 227H115V228H113V225H115V222H112V223H114V224H110V216L108 215V217H109V220H108V218H107V222L109 223V225H108V227H107V225H106V222H105V219L106 218H104V216L102 215L101 217L99 216V213H97L93 208H91L90 207V205H88V203H82L84 206H82V205H79V203H77L78 205H75L74 206V208H72V209H76V210H78L79 212H81L82 214H84V212L85 211H87V210H89L88 208L90 207V210L88 211V212H90V213H92L90 216L89 215H87V214H90V213H87V212H85V215H84V217H83V219L81 218V220H83L82 222V224L84 225L88 220H90V221H88V224L90 223H92L93 222V226L97 229V227L99 228V227H102V228H99V230L101 229L102 230V232H99V233H101V235L100 236H105V234H107V238L105 237H103L104 239H106V244H105V242L102 244V243H100L99 241H100V239L101 240H103L102 238H100L99 239V241L97 240V243H99V244H101L102 245V249H103V246L104 247H107L108 245L110 246V248H109V250L113 253V255L112 254H110V251L109 250H105V248H104V250H105V252H106V255L108 256V257H111V258H109V260L110 261H112V263L114 264H116V262L118 263V262H123V264L124 263H126V264H171L172 262H177V261H179V262H177V264H196V261H197V264H203V262L204 263H211V264H236L237 262V264H240V261L239 260H241V261H243V263L241 262V264H255V263H253L251 260H250V257H249V255H248V252L251 250H255L256 252H258V256H259V259H260V261H259V264H264V252H263V250L260 248V244H259V239H257L258 238V234H257V232H254L255 231V224H254V222H253V219H254V214H255V194H257L256 192H258V186H259V184H258V182H259V178H258V173H255L256 171H257V152H256V149H254V146H253V143H252V136H253V129H254V121H252L251 122V125L252 126H250L246 131H244V132H242L241 134H240V132H239V134H238V132H236L235 133V135L233 136V135H228V134H226V135H213V136H208V135H205V134H202V136H204L205 138H207V139H210V140H212V141H214L215 142V144L218 146V147H221V146H223L224 144H225V141H228V143H229V146H228V152H233L234 151V153H236V151H238V153L239 154H241L242 155V164H243V170H242V172H241V169L240 168H238V167H235L237 170H236V173H235V177H236V180H235V182H231V183H228L227 181H225V180H222V179H219V178H216V177H213L212 175H210V173L208 172V170L209 169H211L212 167L213 168H219V169H225L227 166H226V163L225 162H222V161H218L217 159L215 160V159H206V160H203V159H196L195 157H194V155L192 154V153H190L189 152V148H187V144H186V142H185V140L183 139L184 137H183V134H181V133H184L186 130V125H188V122L190 121V117H189V114H190V111H191V108H190ZM45 106V105H44ZM114 108V110L113 111H118L119 109L118 108ZM170 109V110H171ZM8 111V110H7ZM45 111H47V109L45 108ZM48 112V111H47ZM184 113V114H183ZM174 114V115H173ZM44 115V114H43ZM178 115L180 116V117H178ZM7 116V117H6ZM12 116V114L10 115V112L8 113H5L4 112V110H2L1 112H0V124L1 125H4L5 123H3V122H5L6 121V119L9 117H11ZM174 116H176V117H174ZM2 117L4 118V119H2ZM53 117L54 116H49L48 118H47V121H48V119L49 120H52L53 119ZM178 117V119L179 120H177L176 118ZM41 118H43V117H41ZM11 119H13V117H11ZM10 119V120H11ZM173 119H175V120H173ZM180 119H183V121H181ZM188 119H189V121H188ZM14 120V119H13ZM137 120V121H136ZM41 121V123L42 124H44L43 123V119H41L40 120ZM135 121V122H134ZM132 122L133 123H135L136 125L135 126H133V125H127L126 126V128H125V126H122V127H120L119 129H121V130H118L117 131V135L119 136V138H120V140H122V141H125L126 142V144H128V145H130V151L131 152H134V154H136L137 153V151L139 150L140 151V149H139V147L141 148L142 147V150L140 151V153L142 152V154L143 155H147L146 157L145 156H139V152H138V155H136V156H139V157H135V155L133 156V153H132V155L131 154H129L130 155V157H132L133 159H130V157L128 158L129 159V161H127V158H126V156H125V160H123L124 158H120V159H116V166H117V171H118V173H120V175H122L123 173L122 172H125V168H126V170H127V172L126 173H124V175H123V178H125L126 176V178H125V180L128 178V180H129V182L131 183V181H132V184H133V187H134V183L136 184V182L138 183V181H139V179L136 177V175L138 176V175H141V173H136L137 172V170H134V168L136 167V165H135V167H133L132 166V163H131V160H133V161H136V159H134V158H138L139 160H140V157L141 158H143L142 160L145 162V160H146V158L148 157V159L146 160V161H148V160H151V158H152V153L150 152V149H151V145H152V147H153V145H154V143L153 142H150V140L149 139H146V141H145V136H143L142 134H143V123L141 122V120L139 121L138 119H133L132 120ZM137 122V123H136ZM139 122H140V124H139ZM180 122V123H179ZM178 123V124H177ZM190 123V122H189ZM171 125V127H173L174 128V130H172V128L170 127V125ZM180 126L179 127V129H178V131H181V132H179V135L177 134L178 133V131L177 130H175V128L177 127V126ZM133 126V127H132ZM156 126H160V125H156ZM175 126V127H174ZM127 127L129 128V131L127 130ZM142 127V128H141ZM132 128V129H131ZM140 128V129H139ZM178 128V127H177ZM176 128V129H177ZM181 128V129H180ZM135 129V130H134ZM124 130V131H123ZM125 130H127V131H125ZM133 130V135L136 133L137 135H139V136H141L143 139H144V141H142L141 142V137H138V139H136V137L137 136H130V134L131 133H129V132H131ZM137 130V131H136ZM140 132H139V131ZM167 130H168V133H167ZM184 130V131H183ZM253 130V131H252ZM122 131V132H121ZM160 131V130H159ZM162 131V129H161V132H163ZM172 131V132H171ZM183 131V132H182ZM123 132H124V134H123ZM125 132H126V134H125ZM127 132H128V134H127ZM119 133V134H118ZM121 133H122V135H121ZM142 133V134H141ZM157 134H158V131L156 132ZM167 135H166V134ZM171 133V134H170ZM175 133V134H174ZM169 134V135H168ZM176 134H177V136H176ZM132 135V134H131ZM164 135H166V136H164ZM172 135H174V136H172ZM195 135H196V137H198L199 135H201V133L199 132V131H196L195 132ZM160 136H161V138H160ZM127 137V138H126ZM134 137V138H133ZM171 137H173V138H171ZM225 137V138H224ZM123 138V139H122ZM179 138H181V140L183 139V141H181V140H179ZM131 139V140H130ZM138 140V141H137ZM147 140L149 141V144L148 145H146L147 143H145V142H147ZM128 141H130V142H128ZM134 143V145H133V143ZM135 141V142H134ZM179 141H181L180 143L181 144H183L182 146H180L181 144H179ZM128 142V143H127ZM140 142V143H139ZM145 143V145H143L142 143ZM249 142V143H248ZM136 143V144H135ZM175 144H176V146H175ZM179 144V145H178ZM141 145V146H140ZM250 145V146H249ZM137 146V147H136ZM185 146V147H184ZM248 146L250 147V148H248ZM132 147H134V148H132ZM180 147H182L183 149L181 150V148ZM126 148H128V147H126ZM145 148V152L143 151V149ZM153 148H155V146L153 147ZM152 148V149H153ZM232 148V149H231ZM238 148H241V149H238ZM248 148V149H247ZM132 149H133V151H132ZM231 149V150H230ZM237 149V150H236ZM136 151V153H135V151ZM157 150H158V148L157 149H154L152 152L154 153V151H156V153H157ZM222 149L220 148L219 149V153L221 152V153H223L225 150H226V148H224L222 151H221ZM147 151V152H146ZM187 151V152H186ZM146 153V154H145ZM244 153V154H243ZM155 154V153H154ZM254 156H253V155ZM141 155V154H140ZM189 155V156H188ZM245 155H246V157H245ZM252 155V156H251ZM54 156L55 157H60L61 155H60V150H56V152L54 153ZM151 156V157H150ZM145 157V158H144ZM153 157H154V155H153ZM191 157V158H190ZM251 157H254V158H252L251 159ZM150 158V159H149ZM155 158V157H154ZM153 159V158H152ZM246 159H248V160H246ZM255 159V160H254ZM119 160V161H118ZM123 160V161H122ZM213 160V161H212ZM120 161H121V163H120ZM138 161V160H137ZM191 162V163H189V162ZM200 161V162H199ZM202 161V162H201ZM250 161V162H249ZM254 161V162H253ZM256 161V162H255ZM123 162V163H122ZM129 162V163H128ZM140 162H142V161H140ZM143 162V163H144ZM210 162L212 163V164H210ZM117 163H119V164H117ZM126 163V165L127 166H124V164ZM128 163V164H127ZM135 163V162H134ZM142 163V164H143ZM145 163H147V162H145ZM144 163V164H145ZM187 163H188V166H189V168H188V166H187ZM221 163V164H220ZM255 163V164H254ZM120 164L122 165V169H124V171L123 170H120L121 169V166H120ZM141 164V165H142ZM252 164H253V166H252ZM139 165V164H138ZM137 165V166H138ZM189 169H186V167ZM191 165V166H190ZM193 165V166H192ZM230 165V164H229ZM133 168H131V167ZM183 166H184V168H183ZM252 168H251V167ZM141 166L139 165V167H137L138 169L140 168ZM179 167V166H178ZM178 167H175L174 169H176V170H178ZM190 167H191V169H190ZM231 167H233V166H231L230 165V168ZM137 168H135V169H137ZM142 168V167H141ZM180 169H181V166L179 167ZM247 168L249 169V170H247ZM132 172H131V171ZM141 170V169H140ZM140 170H138V171H140ZM172 170V169H171ZM196 170V171H195ZM254 170H255V172H254ZM180 170H179V172H181ZM193 171V172H192ZM196 172V173H195ZM246 172H247V175H246ZM253 172V173H252ZM258 172V171H257ZM131 174V177L129 176L130 174ZM195 173V174H194ZM243 173V174H242ZM128 174V175H127ZM196 174H197V176H196ZM187 175V176H186ZM241 175H243L242 176V178H241ZM49 176V177H48ZM125 176V177H124ZM207 176V177H206ZM209 176V177H208ZM246 176V177H245ZM130 177V178H129ZM132 177H133V180H130V179H132ZM213 177V178H212ZM53 178V179H52ZM135 178H136V180H135ZM188 178H190V179H188ZM242 180H241V179ZM251 178V179H250ZM52 179V180H51ZM216 179V180H215ZM218 179V180H217ZM247 179V180H246ZM46 180H48L47 181V184L49 185V186H51V188H52V185L54 184L55 186H58V188L59 187H61V185H56V181H58V183L60 184V182L59 181H61V184H63V183H65L67 186H68V184L65 182V180H63V179H60V178H57V179H55L54 178V176H51V175H49V173H46V175H45V182L43 183L44 185H46L47 186V184H46ZM50 180V181H49ZM135 180V181H134ZM187 181V180H189V181H187V182H183V181ZM195 180V181H194ZM197 180V181H196ZM245 180H246V182H245ZM256 180V181H255ZM55 181V182H54ZM191 181V182H190ZM254 181V182H253ZM128 181H126V183H127ZM129 182L127 183L128 185H129ZM189 182V183H188ZM215 182V183H214ZM111 183V182H110ZM194 183V184H193ZM257 183V184H256ZM52 184V185H51ZM65 184H64V186H65ZM105 184V183H104ZM113 184V186L111 187V185ZM112 184H107L106 185V187H108V188H106V190H110V189H112V191L111 192H113V191H117L116 193H121V194H123V192H125L123 195L124 196H127L126 198H128V200L125 198V200L124 199H122L124 196H122V198H121V196L119 195V194H117L118 196H120V201H121V203H120V201L118 200V203L119 204H122L121 206H123L124 208H125V205L124 204H126V209L127 210H129V213L131 212V207H129V206H127V204L128 203H125V202H127V201H129V203L131 202V199H132V197H133V194H130V193H132V191L130 190V188L129 187H125L126 188V190H125V188H123V190H125V191H122L121 190V188L120 187H118L116 184H114V183H112ZM179 184V185H180ZM188 184V185H187ZM197 184V185H196ZM110 185V186H109ZM114 185H115V187H114ZM131 185V184H130ZM178 185V186H179ZM245 185V186H244ZM257 185V186H256ZM49 186H47V188L46 189H49ZM54 186V187H55ZM62 187L61 188V190L60 189H58L57 187L55 188V190H53V188H52V192H54L55 194L57 193V194H59L62 198H67L68 196H69V194L70 193H68V191L67 190H69V189H67L68 187L67 186H65V187ZM120 186V185H119ZM123 186H126V185H123ZM177 186V187H178ZM193 186V187H192ZM196 186V187H195ZM201 186V187H200ZM207 186H208V188H207ZM229 186V187H228ZM247 186H248V188H247ZM115 188V190H114V188ZM200 187V189H198ZM231 187V188H230ZM243 187V188H242ZM250 187V188H249ZM25 188V187H24ZM44 189H45V186L43 187ZM50 188V189H51ZM245 188H247V191H246V189ZM0 189L2 190H0L1 192H0V207L2 208H0V210H2L1 212L2 213H0V215H2V216H0V218H1V220H3L4 219V217H5V223H7V222H9V225L11 224V226H9L8 227V224L6 225L5 223H3L4 222V220H3V222H2V224H4V225H2V226H0V230H1V228H3L4 230L3 231H6V230H8V229H6L5 230V225H6V227H8V228H13L12 226L14 225L16 228H17V232H18V234H20L19 233V231L21 230V233L23 232V233H25L26 235L29 233V235H28V237L30 238H27V240L25 239L26 238V236H25V234H22L21 236L22 237H19V240L20 239H24L25 241H27L26 243H28L29 241L28 240H31V238H32V235H33V237L34 238H32V239H35V237H38V239L41 237L42 239H44L45 240V242H44V240L43 241H41V239L40 240H38L37 238V240L38 241H41V242H38L36 239V241L40 244L39 246H35L34 244H37V242L36 241H32L31 240V242H29V243H31V244H33V242H34V246H35V248H33L34 246H30L29 248H31L32 249V251H34L33 252V255L35 256L34 258H32L33 257V255L32 254H30V252H29V250H28V248H26L25 250H27L28 252H29V254L27 253V251H23L22 250V248H21V250L22 251H20V249H19V247H21L20 246V244H19V247H18V249H19V252H24V256H25V252L27 253L26 254V256L28 257L29 255V259L28 260H30L31 258V262L33 263V264H39V263H41V264H48L49 262H56L55 260L53 261H51L50 259V261H48V263H47V259L49 258V255H50V253L51 252H53V251H55L54 253H53V255L54 256H59V254L60 253H62V254H64L63 255V258L65 257L66 258V256H67V259L70 261L69 262V264L71 263V261H72V263L73 264H75L74 262L75 261H78V263L80 262V264H81V262H84V264H99V261L97 262V260H96V263H94L95 262V260H94V262H92L93 261V259L95 258L96 259V257H94V256H96V254L93 256V254L92 255H90L88 252H92L93 250H96V249H98V250H100V251H96V252H99V253H97V255L99 256V254H105V252H104V250H103V253H101L102 252V250H101V248H100V246H99V244H97V243H94L95 242V240H94V242H92L91 240H89V242L88 241H85L84 240V238H87V236L89 237V239H90V235L89 234H91L90 233V230L89 231H87V232H89L87 235H86V233H85V231L86 230H80V229H82L84 226L85 227H87V226H91V225H88L87 223V225L85 224L84 226L83 225H81V226H83V227H81V228H79L78 229V227L76 228V227H74L77 223L79 224L80 222H78L77 220L79 219L80 220V217L78 216V211L76 212V210L74 211H72V209H71V211L73 212V215L75 216V213L74 212H76L77 213V215L76 216H78V219H77V217H76V219H75V217L73 218V220L71 221V222H73V221H75L76 220V224H72V226H71V224H68V226H65V228H67V229H65L62 225V227L64 228V230H62V228H61V226H59L60 225V223L58 224L57 222H56V220H53V219H55V218H52V219H50V215L48 214V213H46L45 212V210H43L44 208H42V207H40V202L39 203H36V206L35 205H33L35 202H37L36 200H35V202L33 203V200H31V199H37L36 197H33V198H30V201L32 202V204L30 203V201L28 202L27 200H21V199H17V197H15V199L13 198V196H14V192L16 191V190H18V188H12V189H6L5 187H4V178L3 177H0ZM23 188H19V190L18 191H21V192H19V193H22V191H23V194L22 195H24L25 197H27V196H30V194L28 195V193H30V192H28L29 190L27 189L26 190V188H25V190H22ZM120 189V190H119ZM129 189V190H128ZM183 189V188H182ZM195 189V190H194ZM221 189V190H220ZM224 189V190H223ZM254 189H257V190H254ZM13 190V191H12ZM67 191V194H66V191ZM128 190V191H127ZM192 190V191H191ZM198 190H200V191H198ZM207 190V191H206ZM25 191H27L28 193L27 194H24V192ZM119 191V192H118ZM131 191V192H130ZM186 191V190H185ZM188 191H186V192H188ZM194 191V192H193ZM198 191V192H197ZM3 192V193H2ZM108 192H110V191H108ZM110 192V193H111ZM128 192V193H127ZM220 192H232V194H234L235 195V197H234V195L231 197V199H230V202L231 203H234V204H236L234 207L236 208L237 206V209H239L240 211H241V213L243 214V216L245 217H239V218H236V219H233V220H231V218L229 219V220H226L225 219V217H224V215L222 214V213H220V211L216 208V197H218V193H220ZM240 192V193H239ZM254 192V193H253ZM13 193V194H12ZM16 193H17V191H16ZM15 193V196H17L18 195V197L21 195V194H16ZM107 193V192H106ZM106 193H105V195H106ZM244 193V194H243ZM8 194V195H7ZM108 194L109 193H107V195H106V197H105V195H104V199L106 200H108V204L110 203L109 201H110V199H111V201H115V203H116V200L115 199H113L112 197L113 196H115V198H117L116 197V195H113V196H111L110 197V194H109V197H108ZM112 194V193H111ZM250 195V198L251 199H249V195ZM21 195V196H22ZM27 195V196H26ZM31 195H32V192H31ZM248 195V196H247ZM5 196V197H4ZM7 196V197H6ZM9 196H11V197H9ZM33 196V195H32ZM169 197H170V195H168ZM192 196V197H193ZM247 196V197H246ZM254 196V197H253ZM9 197V198H8ZM31 197V196H30ZM193 197V199H195ZM196 197V198H197ZM4 198H6V199H4ZM12 198V199H11ZM29 198V197H28ZM166 198H167V196H166ZM233 198V199H232ZM3 199H4V201H8V202H15V203H11V204H13L12 205V207H10L9 205H7V204H4V201H3ZM20 200L21 202H19V201H17V200ZM24 199H26V198H24ZM208 199H210V200H208ZM38 200V199H37ZM127 200V201H126ZM191 200V199H190ZM247 202H246V201ZM250 200V202H248ZM25 201L26 202H28V203H30L29 205L30 206H32L33 207V209H32V207L31 208H29L28 209V207H30L29 205H28V203H25ZM39 201V200H38ZM167 201V200H166ZM196 201V200H195ZM201 202H202V199L200 200ZM211 201H212V203H211ZM7 202V203H8ZM17 202H18V204H17ZM197 202H195V204H192L193 206L194 205H196V203ZM201 202H198V204L197 205H200V207H202L203 206V202H202V204H200ZM238 202V203H237ZM241 202V203H240ZM253 202V203H252ZM113 202H111V204H112ZM117 203V204H118ZM124 203V204H123ZM208 203H210V204H208ZM240 203V205H238ZM3 204V205H2ZM38 204H40L39 205V208H38ZM109 204V208H110V206H111V208L113 207L112 205L114 204ZM117 204H114V205H116V206H118ZM28 205V206H27ZM74 204H72L71 206H73ZM208 205V207H209V209H208V211H207V208H206V206ZM7 206V207H6ZM8 206L11 208H9V210H8ZM18 206V207H17ZM34 206H35V209H34ZM80 206V207H79ZM89 206V207H88ZM120 206V205H119ZM118 206V209L120 210V209H123V208H120ZM166 206H168V204L166 205ZM246 206V207H245ZM254 206V207H253ZM20 207V208H19ZM77 207L79 208V209H83L84 210V212L81 210H79V209H77ZM241 207V208H240ZM14 208H17V209H14ZM85 208H87V210H85ZM245 208V209H244ZM13 209V210H12ZM30 209H31V211H30ZM37 209V210H36ZM40 209V210H39ZM115 209H116V212L119 214V211L117 210V207L115 208H112V210L110 211V209H109V211L110 212H112L113 210V212H115ZM206 209V210H205ZM215 209V210H214ZM6 210V211H5ZM28 210V211H27ZM36 210L37 212H39L40 211V213H37L36 211H35V214L37 213L38 215L40 214L41 215V213H42V215L40 216L39 215V217H41V218H43V219H40L39 217H37V218H39L38 220H41V222L40 221H37V218H36V215L33 213L34 211ZM92 210V211H91ZM123 210H125V209H123ZM3 211L4 212H6V213H3ZM11 211H15V212H11ZM43 211V212H42ZM122 211V210H121ZM204 211V212H203ZM31 212H32V214H31ZM71 212V213H72ZM246 212V214H244ZM254 212V213H253ZM10 213V214H9ZM14 213H18L19 214V217H18V215H16V214H14ZM44 213H46V214H44ZM81 213H80V215H81ZM117 213H115V215L117 214ZM126 213H128V211L126 212ZM202 213H204L203 215H202ZM218 213V214H217ZM249 213H250V215H249ZM5 214H7V217L5 216ZM34 214V215H33ZM118 214L116 215V216H118ZM137 214H139V213H137ZM252 214V215H251ZM10 215V216H9ZM16 215V216H15ZM21 215V216H20ZM37 215V216H38ZM93 215V216H92ZM98 216V219L99 220H101V219H103V220H101V222H98V221H92L93 219L94 220H98V219H95V218H97L96 216ZM101 215V214H100ZM107 215H105V217H107ZM110 215H111V213H110ZM114 215V214H113ZM120 214H119V217L121 216ZM202 217H201V216ZM85 216H86V218H85ZM95 216V217H94ZM140 217H142L143 215H141V213H140V215H139ZM196 216V217H195ZM197 216H200V217H197ZM214 216V217H213ZM217 216V217H216ZM20 217L22 218V220H20ZM25 217V218H24ZM94 217V218H93ZM118 217V219H122V217H120L119 218ZM129 217H131V219L130 220H133V221H130L129 220ZM135 217V216H134ZM136 217H138V216H136ZM191 217V219H193ZM7 218V219H6ZM8 218H9V220H8ZM31 218V219H30ZM33 218V219H32ZM48 218L50 219V221H48ZM101 218V219H100ZM139 218V217H138ZM144 218H145V216H144ZM207 218V219H206ZM210 218H211V220H210ZM215 219V220H212V219ZM217 218H218V221H217ZM75 219V220H74ZM220 219V220H219ZM242 219V220H241ZM8 220V221H7ZM145 221H143V222H145L146 223V218L144 219ZM148 220V219H147ZM203 220V221H202ZM222 220V221H221ZM238 220V221H237ZM12 221V223H10ZM22 221V222H21ZM23 221H25V222H23ZM46 221V222H45ZM56 222V224H52L53 222ZM103 221V222H102ZM124 221V220H123ZM130 221V222H129ZM140 221V222H139ZM213 221H215V222H213ZM224 221V222H223ZM234 224V222L236 221V225H233L231 222ZM45 222V223H44ZM52 222V223H51ZM98 222V223H97ZM142 222V223H143ZM226 222H228V223H226ZM239 222V223H238ZM240 222H241V224H242V230H241V233L239 234V235H236V236H234V235H232L231 233H229L228 231H227V229H228V227L232 224V226H236L237 227V225L238 224H240ZM244 222V223H243ZM23 223V224H22ZM47 223V224H46ZM74 223V222H73ZM100 223L102 224H104L105 225V227H104V225H100ZM124 223V222H123ZM126 223V222H125ZM210 223V224H209ZM249 223V224H248ZM26 224V225H25ZM34 224V226H32ZM42 224V225H41ZM62 224V223H61ZM81 224V223H80ZM80 224H79V226H80ZM95 224H97L96 226H95ZM147 224V223H146ZM145 224V226H147ZM181 224H183V223H181ZM199 224H201V225H199ZM244 224V225H243ZM248 224V225H247ZM0 225H1V223H0ZM35 225H37V226H35ZM44 225V226H43ZM45 225H47V227H49V231H51L50 232V234H49V231H48V228H46V226ZM55 225H57L56 227H55ZM71 227H70V226ZM111 225V228H113L112 230L110 229V226ZM123 225V224H122ZM122 225H121V227H122ZM206 225V226H205ZM209 225V226H208ZM43 226V227H42ZM52 226H54V227H52ZM78 226V225H77ZM145 226H144V228L142 227V224H141V229L143 228V229H146L145 228ZM154 226V225H153ZM153 226H152V229H153ZM244 226H246V227H244ZM32 227H33V229H32ZM35 227V228H34ZM41 227V230L39 229ZM51 227V228H50ZM72 227H73V229H72ZM84 227V228H85ZM107 227V228H106ZM120 227V228H121ZM126 227H127V224H126ZM155 227V226H154ZM193 227V228H194ZM196 227H198V228H196ZM211 227H213V228H211ZM214 227L216 228L215 230H213L214 229ZM238 227H240V225H238ZM10 228V229H11ZM56 228H57V231L59 232V234H58V236L60 235L61 237L62 236H64V235H66V236H64V237H62V239H64L65 237V239L64 240H62L61 238H60V236L58 237V236H56L57 235V233L54 231V230H56ZM59 228V229H58ZM69 228V229H68ZM83 228V229H84ZM110 230H109V229ZM19 229V230H18ZM35 229H36V231H35ZM42 229H43V232H42ZM52 229V230H51ZM76 229H78L77 231H79L80 230V233H81V231H83L82 233H81V235L82 234H84L82 237H81V235L79 234H77L75 231H76ZM88 229H92V227H88ZM96 229H93V230H96ZM114 229H115V232H114ZM141 229H138V230H136L137 232L135 233V234H137V233H140L141 232ZM143 229H142V231H143ZM203 229V230H202ZM210 229H211V231H210ZM218 229V230H217ZM221 229V230H220ZM249 229H251V233L252 232H254V233H256V234H254L253 233V235L252 236H250L251 238H253V240L252 239H246V237L245 236H247L248 234V230ZM252 229H253V231H252ZM15 230V229H14ZM38 230H40V232L38 231ZM71 231V232H69V231ZM98 230V229H97ZM98 230V231H99ZM100 230V231H101ZM128 230H130L129 231V233H127L128 232ZM214 232H213V231ZM217 230V231H216ZM224 230V231H223ZM2 231V230H1ZM0 231V232H1ZM3 231L1 232L2 234H3ZM26 231V232H25ZM47 231V232H46ZM68 231V232H67ZM98 231H96V232H98ZM106 231V232H108V233H110V234H112L111 236H113L114 238H116V241L118 242L117 244H116V241H115V243L114 242H112V240H111V238H109L108 237V233H105L104 234V232ZM109 231H111V232H109ZM134 231H133V233H134ZM222 231V232H221ZM9 232L10 231H8V234H9ZM38 232V233H37ZM53 232V233H52ZM112 232H114V234H117V236L116 235H114ZM217 232V233H216ZM219 232V233H218ZM220 232L222 233V234H220ZM247 232V233H246ZM0 233V238H1V234ZM5 233V232H4ZM7 233V232H6ZM3 234L4 236L3 237H5V235H7V238H4V240L1 238V240H3V241H1L0 242V262L2 263V260H3V263L4 264H7V262H5L6 261V257L5 256H7V255H9V256H7V259H9L8 260V262L10 263V260H11V258H10V256L12 257V256H14L15 254L14 253H17L18 252V250L16 249L15 250V252H14V250L13 249H15L16 247V245H18L17 244V238H16V244H15V240L13 241V239H12V241H11V239L10 240H7L8 238H9V236H13V235H16L17 233H15V232H12V233H15V234H11V235H8V234ZM46 233V234H45ZM56 233V234H55ZM60 233H63L62 235L60 234ZM207 233V234H206ZM246 233V234H245ZM30 234H32V235H30ZM40 234V235H39ZM42 234V235H41ZM68 234H70V236L68 235ZM73 234H74V236H73ZM93 234H94V232H93ZM92 234V235H93ZM95 234H97V233H95ZM110 234H109V236H110ZM119 234V235H118ZM153 234V233H152ZM219 234V235H218ZM223 234H224V236H223ZM227 234V235H226ZM23 235H24V237H23ZM49 235V236H48ZM54 235V236H53ZM134 235V234H133ZM209 235V236H208ZM18 236H20V235H17V237ZM40 236V237H39ZM71 236H73V238L71 237ZM97 236H99V235H97ZM99 236V237H100ZM149 236H151V233H150V235ZM159 236H160V238H162L161 236V234H159ZM216 236V237H215ZM219 236V237H218ZM223 237V239H222V237ZM233 236V237H232ZM16 237V236H15ZM14 237V238H15ZM44 237V238H43ZM52 237V238H51ZM54 237V238H53ZM93 237V236H92ZM99 237H96L95 236V238H99ZM136 239H135V238ZM138 237V238H137ZM211 237V238H210ZM221 237V238H220ZM235 237V238H234ZM244 237V238H243ZM10 238H13V237H10ZM60 238V239H59ZM80 238H81V240H80ZM110 240H109V239ZM114 238H112V239H114ZM141 240H140V239ZM230 238H231V240H230ZM238 238H240V239H238ZM53 239H55V240H53ZM75 239H79L80 241H82L81 243H84V244H86L87 245V243L90 245H92L93 246V244L96 246V244H97V248L95 249V247L93 246H90L89 247V245H88V249L87 248H84L85 246H83V249L85 250L86 249V254H85V252H84V254H83V252L82 251H84L83 249H82V246H81V243H80V245H78L77 243H79V242H77V241H75ZM92 239H94V237L92 238ZM122 239V238H121ZM135 239V240H134ZM138 239V241H141V242H139V243H141L142 244V247L143 248H140V246H141V244H137V242H136V240ZM150 239V238H149ZM209 239V240H208ZM228 239V240H227ZM233 239H235V241H233ZM24 240H22L23 242H25ZM48 240V241H47ZM109 242H108V241ZM125 240V239H124ZM132 240V241H131ZM171 240V241H170ZM176 240V239H175ZM214 240V241H213ZM224 240H226L227 242H229L228 244H226L227 242H223ZM251 240H252V242H251ZM257 240V241H256ZM11 243V245H10V243ZM53 241H55L56 243H57V245H56V243L54 242V244H53ZM64 243H63V242ZM103 241H105V240H103ZM102 241V242H103ZM136 242V243H134V245H136V247H138V250L136 251V249L134 248V247H132L133 245V243L132 242ZM155 243H154V242ZM220 241V242H219ZM222 241V242H221ZM235 243L234 245H233V247H232V245H230V244H233V242ZM241 241V242H240ZM6 242V243H5ZM19 243H21V244H23L21 241H18ZM36 242V243H35ZM50 242L52 243V245H56V247H58L57 249H59L60 247H63L62 248V250L61 249H59V250H61V251H64L65 250V252H61V251H59V250H52V249H50V247H52V245L50 244ZM66 242V243H65ZM77 242V243H76ZM156 242H157V244H160V246H162L161 244H163L164 245V247H166V251H165V249L163 248V246L162 247H160L161 249H164V250H160L159 249V247H157L158 245L156 244ZM169 242H172V244H170ZM211 242V243H210ZM218 242V243H217ZM230 242H232V243H230ZM237 242V243H236ZM28 243V244H29ZM41 243H42V245L44 246H42L41 245ZM59 243V244H58ZM63 243V244H62ZM93 243V244H92ZM107 243H110V244H108L107 245ZM132 243V244H131ZM147 243L149 244H151L152 245V247H151V249L148 247L149 245H147ZM166 243H169L168 245L166 244ZM173 243H174V245H173ZM251 243H253V244H251ZM258 243V244H257ZM8 244H9V246H8ZM30 244V245H31ZM47 245V251L45 250L46 248H45V246ZM76 244V245H75ZM106 246H105V245ZM111 244H113V248H114V244L117 246V247H115L116 249H115V251H113L114 249H112L111 248ZM132 246H131V245ZM143 244H146V245H143ZM154 244H155V246L156 247H154ZM239 244H241L240 246H239ZM246 244V245H245ZM250 244H251V246H250ZM51 245V246H50ZM59 245H60V247H59ZM150 245V246H151ZM169 246V245H172V249H171V247L169 246L168 248H167V246ZM177 245V246H176ZM224 245V246H223ZM237 247H236V246ZM243 245L245 246L244 248H243ZM15 248H14V247ZM29 246V245H28ZM42 247L41 249H42V251L44 252V251H46L45 252V256L43 257L42 255L44 254V253H41L40 251H36V250H38V249H36V247L38 248V247ZM73 246V247H72ZM80 248H79V247ZM147 246V247H146ZM176 246V247H175ZM179 246H181L180 248H179ZM228 248H227V247ZM230 246V247H229ZM242 246V247H241ZM248 246V247H247ZM22 247H24L25 248V246L23 245ZM27 247V246H26ZM65 247V248H64ZM78 247V248H77ZM118 247V248H119ZM129 247H132L131 248V250H130V248ZM144 247H146L145 249H144ZM222 247V248H221ZM241 247V248H240ZM258 247V248H257ZM70 248V249H69ZM119 248V249H120ZM140 248V249H139ZM156 248V249H155ZM158 248V249H157ZM175 248V249H174ZM177 248V249H176ZM179 248V249H178ZM181 248H183V249H181ZM185 248V249H184ZM227 248V249H226ZM242 250H240V249ZM247 248H248V250H247ZM11 249V250H10ZM30 249V250H31ZM34 249H36V250H34ZM40 249V250H41ZM53 249H56V248H53ZM72 249V250H71ZM74 249V250H73ZM82 249V251H80V250ZM136 252V254L134 253V251ZM142 249H144L143 250V252H139L140 250L142 251ZM149 249V251L150 252H148L147 250ZM152 249H155V250H152ZM169 251H168V250ZM210 249H212V250H210ZM236 249H238V250H236ZM70 250V251H69ZM75 250H77V251H75ZM92 250V251H91ZM145 250H146V252H145ZM219 251V252H217V251ZM8 251L10 252V253H8ZM12 251V252H11ZM17 251V252H16ZM36 251V252H35ZM51 251V252H50ZM74 251H75V253H74ZM130 251V252H129ZM153 251V252H152ZM162 251V253H160ZM168 251V252H167ZM185 251V252H184ZM188 251V252H187ZM191 251V252H190ZM194 251H197L198 252V254L199 255H197V252H195V254H194ZM7 253L6 255L5 254H3V253ZM60 252V253H59ZM67 252V254H65ZM79 252V253H78ZM96 252H94V253H96ZM108 252H109V254H108ZM126 252V251H125ZM158 252V253H157ZM173 252V253H172ZM221 252V253H220ZM231 252V253H230ZM36 253V254H35ZM37 253H38V255H37ZM81 253V254H80ZM131 253V254H130ZM132 253H134V255L133 256H135L136 257V260H138V259H144L143 261L141 260V261H137V262H135L134 261V257L131 259V256H132ZM145 253V254H144ZM163 253H164V255H168V256H165V257H163ZM166 253V254H165ZM190 253V254H189ZM218 253V254H217ZM226 253V254H225ZM263 253V254H262ZM12 254V255H11ZM14 254V255H13ZM18 254V253H17ZM16 254V255H17ZM20 254V253H19ZM19 254L17 255L18 256V258H17V260L18 261H15L16 259H14V261L15 262H18V264L19 263H21L22 264V262H23V264H29V261H26L25 263H24V260H23V258H22V260H21V258L19 257ZM40 254V255H39ZM42 254V255H41ZM52 254V253H51ZM57 254V255H56ZM62 254H60V256H62ZM89 254V255H88ZM138 254V255H137ZM148 254V255H147ZM169 254H170V256H169ZM194 255L193 257L191 256V255ZM203 256H201V255ZM229 254H230V256H229ZM236 255V257L234 256V255ZM261 254V255H260ZM5 255V256H4ZM15 255V256H16ZM31 255H32V257H31ZM37 255V256H36ZM50 256V257H53L54 258V256ZM66 255V256H65ZM74 255V256H73ZM83 255V256H82ZM89 257H88V256ZM118 255H121V253L120 254H118ZM128 256V258H127V256ZM159 256V257H157V256ZM222 255V256H221ZM225 255V256H224ZM242 255V256H241ZM263 255V256H262ZM20 256H23V255H21L20 254ZM39 256V257H38ZM106 256V257H107ZM115 256V257H114ZM125 256V257H124ZM206 258H205V257ZM232 256H234L233 258H232ZM237 256H239L238 258H237ZM43 257V258H42ZM46 257H47V259H46ZM68 257H70V258H68ZM71 257H72V259H71ZM80 257V258H79ZM94 257V258H93ZM105 257V256H104ZM106 257H105V259H106ZM108 257H107V261H105V259H103V256H102V258H99V260L101 261V259H102V261H101V264H103V261L104 262H106V264H108L107 262H109V260H108ZM114 257V258H113ZM173 257L174 258H176V259H178V260H174L173 259ZM191 257V258H190ZM215 257V258H214ZM220 257V258H219ZM222 257V258H221ZM248 257V258H247ZM262 257V258H261ZM14 258H16V257H14ZM40 258V259H39ZM42 258V259H41ZM58 258V257H57ZM60 258V260H61V257H59ZM62 258V259H63ZM64 258V259H65ZM92 258V259H91ZM113 258V260H111ZM117 259V261H116V259ZM124 258H126V259H124ZM161 258V259H160ZM186 260H185V259ZM193 258V259H192ZM200 258V259H199ZM24 259H26V258H24ZM52 259V258H51ZM56 259V258H55ZM67 259H65V260H61L60 262H58V264L60 263L61 264V262L62 261H68ZM71 259V260H70ZM76 259V260H75ZM87 259V260H86ZM115 259V260H114ZM120 261H119V260ZM123 259V260H122ZM182 259H183V261H182ZM189 259H190V261H189ZM196 259H198V260H196ZM209 259V260H208ZM225 259V260H224ZM228 259V260H227ZM236 259H239L238 261L236 260ZM249 259V260H248ZM27 260V259H26ZM39 260H41V261H39ZM44 262H43V261ZM86 262H85V261ZM92 260V261H91ZM133 260V261H132ZM204 260H206V262L204 261ZM218 260H222V261H218ZM235 261V263H234V261ZM20 261V262H19ZM59 261V260H58ZM91 261V262H90ZM162 261V262H161ZM199 261V262H198ZM203 261V262H202ZM208 261V262H207ZM212 261V262H211ZM214 261V262H213ZM225 261V262H224ZM229 261H230V263H229ZM14 262V263H15ZM30 262V264H32ZM36 262H38V263H36ZM43 262V263H42ZM66 262H64L65 264H66ZM133 262V263H132ZM175 262V263H176ZM194 262V263H193ZM201 262V263H200ZM0 263V264H1ZM2 263V264H3ZM14 263H12L11 262V264H14ZM64 263H62V264H64ZM68 263V262H67ZM71 263V264H72ZM77 263V262H76ZM109 263H111V262H109ZM111 263V264H112ZM175 263H173V264H175ZM56 264V263H55ZM83 264V263H82ZM119 264V263H118ZM120 264H122V263H120Z\"/></svg>",
	"mask_w": 264,
	"mask_h": 264
}]
</instances>
